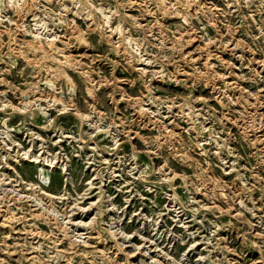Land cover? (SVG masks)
<instances>
[{
  "label": "rangeland",
  "instance_id": "374dc122",
  "mask_svg": "<svg viewBox=\"0 0 264 264\" xmlns=\"http://www.w3.org/2000/svg\"><path fill=\"white\" fill-rule=\"evenodd\" d=\"M0 264H264V0H0Z\"/></svg>",
  "mask_w": 264,
  "mask_h": 264
},
{
  "label": "bare ground",
  "instance_id": "6f19581e",
  "mask_svg": "<svg viewBox=\"0 0 264 264\" xmlns=\"http://www.w3.org/2000/svg\"><path fill=\"white\" fill-rule=\"evenodd\" d=\"M125 51V50H124ZM121 52V51H120ZM208 59V58H207Z\"/></svg>",
  "mask_w": 264,
  "mask_h": 264
}]
</instances>
